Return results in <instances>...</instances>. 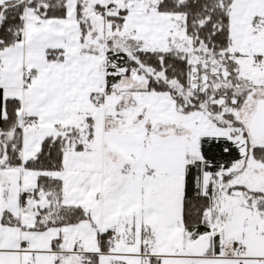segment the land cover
<instances>
[{"label":"snow or ice","instance_id":"1","mask_svg":"<svg viewBox=\"0 0 264 264\" xmlns=\"http://www.w3.org/2000/svg\"><path fill=\"white\" fill-rule=\"evenodd\" d=\"M0 264H264V0H0Z\"/></svg>","mask_w":264,"mask_h":264}]
</instances>
